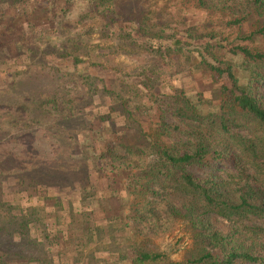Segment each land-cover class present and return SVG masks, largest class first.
<instances>
[{
	"label": "rangeland",
	"instance_id": "1",
	"mask_svg": "<svg viewBox=\"0 0 264 264\" xmlns=\"http://www.w3.org/2000/svg\"><path fill=\"white\" fill-rule=\"evenodd\" d=\"M13 1L0 0V264H6L1 257L10 264H133V245L168 256L145 264H185L196 255L192 234L168 209L183 212L187 199L173 186H157L145 203L157 215L138 220L128 180L156 159L153 143L182 149L196 128L211 129L209 120L221 115L220 79L199 64L194 49L201 52L208 38L264 51L258 34L264 17L243 20L240 0L237 10L225 9L224 0H211L214 10L194 0H114L100 8L95 0H31L27 12L18 5L17 13L9 8ZM110 13L116 22L107 26ZM139 13L152 33L146 44L134 38L138 27L130 23ZM160 26L188 46L173 49ZM212 53L241 62L227 49ZM186 102L203 117L200 124L188 112L177 115ZM237 119L238 135L259 131ZM161 126L184 133L168 137ZM214 168L226 180L237 175L232 166ZM213 221L222 231L232 225Z\"/></svg>",
	"mask_w": 264,
	"mask_h": 264
},
{
	"label": "trees",
	"instance_id": "2",
	"mask_svg": "<svg viewBox=\"0 0 264 264\" xmlns=\"http://www.w3.org/2000/svg\"><path fill=\"white\" fill-rule=\"evenodd\" d=\"M110 1L114 0H95L93 7L100 8ZM224 1L225 9L237 10L234 7L237 0ZM29 2L31 0H14L9 8L17 13L20 10L18 5H22L27 12L26 5ZM228 2H231V6ZM194 4L204 10L218 7L211 0H194ZM239 5L243 20L253 13L259 18L264 17V0H240ZM247 10L248 13L245 12ZM16 16L13 18L16 19ZM116 17L113 13L105 15L104 19L109 24L107 26L114 24ZM146 20L147 16L139 13L130 21L138 27L135 35H132L143 44L152 36ZM164 32L160 26V35L165 40L170 39L173 49L180 50L188 46L177 33L167 35ZM258 34H264V31L260 29ZM187 36L190 39V33ZM203 40L202 51H194L201 58L199 64L220 79L222 113L215 116V119H208L211 129L200 126L196 128L191 135L192 139L183 141L182 149L153 143L156 159L150 161L148 170L135 173L128 180L129 188L133 189L132 195L137 199L130 211L138 220L142 219L141 214L147 212L156 216L151 202L145 204L146 195H156L157 186H173L188 201L183 205V212L170 207L168 213L187 221L196 247V255L185 264H264V96L260 94L264 84V51H251L247 47L227 43L224 39L216 43H211L208 38ZM216 48L227 49L230 54L239 57L241 62L233 65L217 59L212 53ZM170 50L167 48L165 52ZM78 62L75 60V63ZM239 70L242 76L246 74L245 84L241 83L243 80L238 75ZM190 104L186 102V107L179 110L177 115L184 118L188 112L190 119L200 124L203 117ZM185 109L189 111L185 112ZM240 116L258 125L259 131H251L247 137L235 133L233 128L237 126V117ZM169 128L161 126V134L170 137L175 131L184 133L179 126H174L172 132ZM123 148L132 153L130 147L124 145ZM108 153L119 159V151L109 149ZM91 163L98 166L95 158ZM216 164L232 166L237 175L226 180L222 172L214 168ZM105 168L108 169V165ZM189 169L202 170L206 176H197L190 173ZM114 170L112 168V172ZM213 216L232 223L228 231L217 229ZM258 221L260 225H257ZM131 252L135 254L133 264L168 260L166 254L140 252L134 245ZM1 260L6 264L12 262L4 257Z\"/></svg>",
	"mask_w": 264,
	"mask_h": 264
}]
</instances>
